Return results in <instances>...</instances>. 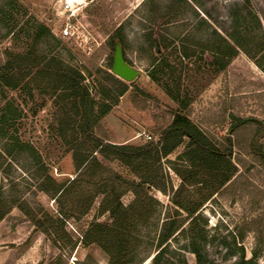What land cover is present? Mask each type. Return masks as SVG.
Returning <instances> with one entry per match:
<instances>
[{"label":"rangeland","instance_id":"rangeland-1","mask_svg":"<svg viewBox=\"0 0 264 264\" xmlns=\"http://www.w3.org/2000/svg\"><path fill=\"white\" fill-rule=\"evenodd\" d=\"M77 1L85 4L84 20L100 42L92 55L62 39L59 43L47 37L35 41L36 21L47 25L58 38L61 0H0V67L11 61L13 54L35 48L79 68L92 85H97L96 69L106 68L114 55L108 31L124 24L126 56L139 74L133 83L126 81L132 83L130 89L102 124L111 141L140 145L149 141L139 136L141 132L158 139L159 129L172 120L177 107L149 76L152 60L158 54L150 48L148 36L151 32L153 37L162 35L167 46L163 53L175 69L182 92L192 99L190 118L219 149L225 151L231 143L232 155L227 160L237 167L231 184L199 210L202 217L196 227L204 228L206 239L203 264H236L242 254L245 259L255 256L257 264H264V163L247 152L255 138L264 145V0ZM231 9L236 14H256L262 29L250 22L247 52L238 49L221 69L213 62L222 38L233 43L229 37ZM17 83L14 88L7 84L0 87V118L7 103L18 112L0 134V209L6 211L0 221V264H110V255L102 246L83 242L92 223H112L108 212L99 214L101 196L87 214L66 222L67 231L78 242L72 252L69 248L61 251L27 215L41 217L44 211L58 214L51 193L41 190V158L57 181L72 179L75 168L72 152L58 131V105L52 90L31 77ZM247 118L259 122L232 130L239 119ZM24 145H30L39 159L30 149L21 148ZM184 148L183 144L163 159L167 191L152 188L150 194L156 202L146 211L140 210L133 220L137 227L132 228L131 244L137 245V252L130 264H152L165 220L177 219L182 227H190L188 213L177 206L174 198L187 204L209 193V188L188 184L176 192L182 183L176 168L183 170L189 165L186 158L178 157ZM102 160L124 176L133 177L120 162ZM207 182L216 184L214 180ZM133 198L127 193L122 200L128 205ZM189 243V236L171 239L166 257L175 264H197Z\"/></svg>","mask_w":264,"mask_h":264},{"label":"trees","instance_id":"trees-1","mask_svg":"<svg viewBox=\"0 0 264 264\" xmlns=\"http://www.w3.org/2000/svg\"><path fill=\"white\" fill-rule=\"evenodd\" d=\"M175 1L179 3L187 0ZM249 14V16L243 13L236 14L231 9L229 37L233 43L226 38L221 39L214 65L217 64L223 69L238 49L247 52L246 41L252 24L250 22L262 29L259 17L253 13ZM33 28L36 42L43 37L52 38L56 43L61 41L42 22L36 21ZM124 29L125 25L121 24L108 31V35L113 50L117 42L121 43L125 60L131 65L126 56L127 38ZM153 34L151 32L148 36L151 41L150 48H154L159 57L153 58L149 76L167 92L177 107L173 110L172 120L159 129L158 139L140 145L111 141L102 124L103 118L119 104L121 97L128 92L133 83V81L127 83L111 72L113 57L106 68L96 69V74L99 76L97 85H92L79 68L65 63L56 55L47 51L39 52L35 48L15 53L11 61L4 66L1 64L0 87L7 84L14 88L21 79L31 77L41 84H46L57 100L58 131L72 152L75 175L72 179L57 181L50 175L41 158V190L51 193L52 198L57 202L58 214L44 211L41 217L31 213L27 215L61 251L69 248L72 252L78 243L66 229L68 219L87 214L95 200L101 196L99 214L108 212L112 223L110 225L92 223L83 235V242H96L102 246L110 255V264H130L137 252V245L131 244L132 228L137 227L133 220L140 210L146 211L149 204L156 202L150 194L152 188L167 191L162 171L163 159L168 158L184 144V151L178 157L186 158L189 165L183 170L176 168V172L182 178V183L176 192H181L188 184L201 186L203 190L209 188V193L197 202L190 199L187 204L177 198L173 199L177 206L188 213L191 225L186 228L182 227L177 219L165 220L152 264H175L166 257V254L171 239L178 235L190 237L189 249L195 255L197 264L204 263L206 245L204 228L196 227L197 221L202 217L199 210L204 202L231 184L237 167L230 159L227 160V157L232 155L233 146L230 143L225 151L219 149L190 118L188 109L192 99L182 92L180 82L175 78V69L163 53V49L167 48L163 36L153 37ZM1 111L0 134H3L6 125L18 117V112L11 103H7ZM250 122H259V119H239L232 130L235 131ZM254 140L247 152L264 163V145L258 144V138ZM21 148L30 149L34 154L30 145ZM33 156L39 159L37 153ZM102 159L120 162L133 177L124 176L116 169L107 166ZM226 165L229 167L227 168ZM209 180H214L216 184H208ZM127 193L134 195L128 205L122 200ZM1 202L0 197V204ZM5 214L6 211L0 209V221ZM236 264H257L256 257L245 259L242 254Z\"/></svg>","mask_w":264,"mask_h":264},{"label":"built area","instance_id":"built-area-1","mask_svg":"<svg viewBox=\"0 0 264 264\" xmlns=\"http://www.w3.org/2000/svg\"><path fill=\"white\" fill-rule=\"evenodd\" d=\"M85 4L77 0H61L62 20L58 29V37L71 43L78 50L92 55L99 47L100 42L86 24L83 14ZM146 140H152L150 134L141 132Z\"/></svg>","mask_w":264,"mask_h":264},{"label":"water","instance_id":"water-1","mask_svg":"<svg viewBox=\"0 0 264 264\" xmlns=\"http://www.w3.org/2000/svg\"><path fill=\"white\" fill-rule=\"evenodd\" d=\"M111 72L128 82L134 81L139 74V71L125 60L123 48L120 42H117L115 46Z\"/></svg>","mask_w":264,"mask_h":264},{"label":"crops","instance_id":"crops-1","mask_svg":"<svg viewBox=\"0 0 264 264\" xmlns=\"http://www.w3.org/2000/svg\"><path fill=\"white\" fill-rule=\"evenodd\" d=\"M121 144H124V143H121Z\"/></svg>","mask_w":264,"mask_h":264}]
</instances>
